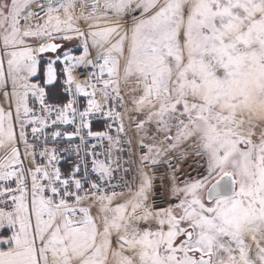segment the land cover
Returning <instances> with one entry per match:
<instances>
[{"label": "snow or ice", "instance_id": "6c2138e0", "mask_svg": "<svg viewBox=\"0 0 264 264\" xmlns=\"http://www.w3.org/2000/svg\"><path fill=\"white\" fill-rule=\"evenodd\" d=\"M0 264H264V0H0Z\"/></svg>", "mask_w": 264, "mask_h": 264}, {"label": "built area", "instance_id": "2783aa9c", "mask_svg": "<svg viewBox=\"0 0 264 264\" xmlns=\"http://www.w3.org/2000/svg\"><path fill=\"white\" fill-rule=\"evenodd\" d=\"M94 125L98 126L96 129L102 128V126H103V125H102V122H100V121H94V122H93V126H94ZM96 129H94V130H96Z\"/></svg>", "mask_w": 264, "mask_h": 264}, {"label": "trees", "instance_id": "16d2710c", "mask_svg": "<svg viewBox=\"0 0 264 264\" xmlns=\"http://www.w3.org/2000/svg\"><path fill=\"white\" fill-rule=\"evenodd\" d=\"M93 127H94V129H96L98 126L94 125ZM65 166H66V165H65Z\"/></svg>", "mask_w": 264, "mask_h": 264}]
</instances>
